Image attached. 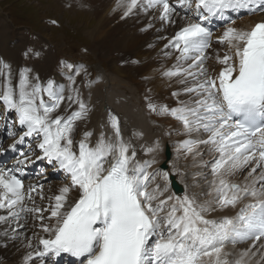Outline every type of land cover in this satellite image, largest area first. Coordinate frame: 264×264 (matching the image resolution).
Wrapping results in <instances>:
<instances>
[{
	"label": "snow or ice",
	"instance_id": "obj_1",
	"mask_svg": "<svg viewBox=\"0 0 264 264\" xmlns=\"http://www.w3.org/2000/svg\"><path fill=\"white\" fill-rule=\"evenodd\" d=\"M118 6L125 17L158 11L170 26L179 17L164 46L175 63L161 72L181 85L172 93L177 106L149 100L148 108L179 122L177 135L186 138L177 151L186 158L201 157V146L216 154L205 164L210 199L171 193L170 173L153 167L155 155L138 158V151L158 153L159 143L138 147L133 138L143 134L126 138L116 114L109 112L98 133H81L90 109L75 86L80 70L70 71L68 86L33 83L29 69L14 84L5 63L0 104L15 116L6 134L18 138L9 145L15 163L0 166V224L15 225L13 233L39 229L25 264H59L65 255L72 259L64 264H249L251 249L264 238V22L238 28L233 14L264 13V0H120ZM213 20L223 29L215 38ZM210 60L220 66L215 74ZM182 94L191 99L180 100ZM37 160L65 174L68 183L56 194L46 195L43 183L26 184L25 168ZM245 169L243 182H236ZM245 241L250 247L230 260L226 246Z\"/></svg>",
	"mask_w": 264,
	"mask_h": 264
},
{
	"label": "bare ground",
	"instance_id": "obj_2",
	"mask_svg": "<svg viewBox=\"0 0 264 264\" xmlns=\"http://www.w3.org/2000/svg\"><path fill=\"white\" fill-rule=\"evenodd\" d=\"M70 2L72 8H78L77 12L81 11L93 14L92 16L97 18L94 20L95 26L90 36L100 42L96 44V47L99 49V56L103 53L106 59L105 62L107 63L106 68L109 72V74L101 75L100 71L103 73V69L100 65V67H96V71L87 70L82 65L77 66L82 71L79 76L75 77V86L80 90L83 100L90 109L87 121L80 123V132L93 130L94 133H98L100 126L106 125L109 112H112L120 118L122 130L125 132L126 138L132 132L143 134L141 137L133 138V143L137 144L138 147L155 146L157 142L159 143L158 153L138 151V158L142 156L144 160H149L155 155L158 163L153 167L160 169V165L163 162H166V164L168 162L165 156V150L168 146L165 138L167 139L169 135H167V130V132L164 131V126L161 122L157 121V116H154L149 110L148 103L149 100L153 103L155 102L156 97L154 95L156 96L157 92L161 89H166L164 90L165 96L166 93L168 94L167 96H173L172 93L181 88V85L176 82V78L169 80L161 75L163 70L170 68L175 63L174 55L170 57L165 56V52L168 49H165L164 46L167 43V39L165 38H170L178 28L180 23L179 17H177V24L170 26L163 24L158 19V11H149L148 13L138 12V14L125 17L123 15L124 8L118 6L120 0H70ZM179 14L183 15L182 13ZM256 20L264 22V13H257L253 18L249 15L236 18L235 26L242 29H250L256 23ZM149 24L152 27H148ZM3 30L5 29L1 28L0 32ZM22 49L23 47L19 50V45L13 44V42L0 43V66L5 63L10 66L13 73V83H16L19 73L23 69L30 70L29 78L33 83L38 82L43 85L51 80L52 76L47 72L46 67L49 66V61L52 58L47 57L45 64H43L44 59L42 62L36 61L42 64L33 62L30 67L18 60ZM208 63L209 71L218 70L220 67L214 60H210ZM76 64L78 63L76 62ZM60 85L68 86L69 82L68 84L61 83ZM121 87H128L132 94L139 93L141 95L139 101H136L134 97L128 98L127 93L122 92ZM143 96L147 98V101L142 100ZM121 97H125L126 100H120ZM74 109L75 105H73ZM7 116L8 114L5 116V119H7ZM5 119H0L1 124L5 123ZM93 139H95V136ZM7 141L9 142V139ZM200 150L203 152V155L195 159L191 156L183 158L181 155L183 162H185V166H181V170L184 174L189 172L186 175L187 184L188 186L191 183L196 185L192 187V191H195L193 192L194 194L189 195L194 196L198 201L210 199V197L205 195L207 192V180H211L210 169L205 164L208 159L214 158L216 155L215 153H209L206 146H201ZM45 163L47 162L39 161L35 168V171L38 170L40 181L39 179H35L34 174L30 180L36 183H43L45 194L54 195L65 183L61 184L58 180H55L56 182L50 181L49 175L41 174L40 167L45 166ZM32 165L30 164L27 167ZM187 169L189 171L185 173ZM52 170L54 171L53 168ZM244 171L233 177V179L236 182L242 183L248 169ZM257 171L256 174H259L260 169H257ZM28 173L29 171L27 170L26 175ZM43 180L48 182H42ZM170 192L178 195L179 193L181 194V192L177 193L173 191L171 187ZM2 214L5 213L0 210V215ZM228 214L234 215L235 213L234 211H230ZM212 215L215 216L216 213ZM13 228H15V225L0 224V264H25V256L31 251L27 247L29 239H31L33 246L37 243L36 239L33 238V232H38V228H31L30 232L25 231V228H19L15 233H13ZM5 231L8 233L7 236L3 235ZM261 243H264V238H262V241L256 242V247L251 249L249 257L246 258L249 264H264V247H261ZM251 244L252 241L241 242L234 246L228 244L226 250L232 253L229 259L234 260L238 258V254L248 249ZM18 249L21 252H17ZM36 264H39V262L37 261Z\"/></svg>",
	"mask_w": 264,
	"mask_h": 264
},
{
	"label": "rangeland",
	"instance_id": "obj_3",
	"mask_svg": "<svg viewBox=\"0 0 264 264\" xmlns=\"http://www.w3.org/2000/svg\"><path fill=\"white\" fill-rule=\"evenodd\" d=\"M71 6L70 0H0V29H5L0 32V43L13 42V44L19 45V50L23 47L22 51H19L18 60L22 64L29 65L30 67L33 62L42 64L41 62L44 59L43 64H45V59L47 57L52 58V60L49 61V66L46 68L47 72L52 76L50 79L56 80L57 84H68L69 81L65 75H69L70 71L80 70L79 67H77L78 65H82L87 70L90 69L95 71L96 67L101 66L103 73L100 71V74H109L106 68V59L103 53L99 56V49L96 47V44L100 42L90 36L95 26L94 20L97 18L93 17V14H87L81 11L77 12L78 8L74 9ZM256 14L257 13H255V15ZM255 15L252 14L249 16L253 18ZM68 58H70V62H68ZM76 62L78 64H76ZM66 65H72V69L69 70ZM81 71L82 70H80V72ZM121 90L127 93L128 98L134 97L136 101H139L141 97L139 93L132 94L128 87H121ZM164 90L166 89L158 91L156 96L154 95L156 100H153H155V102L157 101V105L176 107L177 98L167 96V93L165 96ZM121 99L126 100L125 97H121L120 100ZM179 99L189 101L191 98L182 94ZM142 100L147 101V98L143 96ZM0 106V113H2L4 108L2 104H0ZM153 114L157 116V118H155L157 121L161 122L164 126V131L167 130V135H169L167 139L165 138L168 146L166 145L167 148H164L171 151V156L169 159L166 157L168 162L167 164L163 162V164L160 165V169L168 171L170 174L173 173L175 176L177 175L178 182L184 187V191L181 192V194L187 191L188 194L192 195L194 194L193 192H195L192 191V187L196 185L191 183L188 186L186 175L189 173L187 172L189 170L187 169L185 171V173L187 172L186 174L181 170V166H185V162H183L181 155L183 158L186 157L182 152L177 151L178 141L185 139V136L177 135L178 131H182V127L178 121L169 116ZM7 120L11 123L15 118L10 121L7 116ZM14 126L13 124L12 128ZM212 159L213 157L208 159L206 164H210ZM164 164L165 167L163 166ZM54 171H56L57 175L63 174L64 176L65 181L58 180L59 183H67L66 176L62 171L55 169ZM50 181L56 182L55 179H51ZM171 188L174 191L172 186ZM181 194L179 193V195ZM26 230L30 232L31 228H25V231ZM17 252L21 251L18 249Z\"/></svg>",
	"mask_w": 264,
	"mask_h": 264
},
{
	"label": "water",
	"instance_id": "obj_4",
	"mask_svg": "<svg viewBox=\"0 0 264 264\" xmlns=\"http://www.w3.org/2000/svg\"><path fill=\"white\" fill-rule=\"evenodd\" d=\"M171 156V151L169 149H166V157L169 159ZM172 181H173V186L176 189L177 192L182 191L181 186L179 185V183L175 180V177H172Z\"/></svg>",
	"mask_w": 264,
	"mask_h": 264
}]
</instances>
